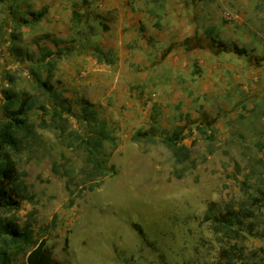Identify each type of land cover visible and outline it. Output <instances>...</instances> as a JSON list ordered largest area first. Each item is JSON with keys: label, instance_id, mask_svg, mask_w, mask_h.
<instances>
[{"label": "rangeland", "instance_id": "obj_1", "mask_svg": "<svg viewBox=\"0 0 264 264\" xmlns=\"http://www.w3.org/2000/svg\"><path fill=\"white\" fill-rule=\"evenodd\" d=\"M208 1L222 5L220 25L239 29L237 20L225 18L227 9L245 20L243 27L256 39L254 44L264 42V0ZM221 30L209 26V32ZM246 47L252 60L263 59ZM253 48L261 52L260 46ZM44 61L40 55L24 54L3 59L15 69L0 67V121L5 118L6 91H28L46 107L29 113L37 137L27 139L13 155L27 199L18 209H0V264L4 252L10 264H25L33 249L17 254L14 242L6 247L10 237L1 225L11 222L21 231H33L34 240L65 264H218L226 238L215 232L211 218L245 209L255 211L256 217L245 221L240 247L245 255L262 251L264 256V201L252 205L253 197L264 192V167L248 146L233 139L238 130L231 123L228 139L193 123L188 106L200 100L206 104L199 89L146 85L154 93L147 99L149 112L144 122L128 127L111 99L103 105L93 101L88 86L56 85V75L47 76ZM230 63L240 65L237 60ZM45 82L54 90L48 91ZM231 87L220 85L216 99L231 104ZM102 131L109 139H101ZM89 152L99 170L87 161Z\"/></svg>", "mask_w": 264, "mask_h": 264}, {"label": "crops", "instance_id": "obj_2", "mask_svg": "<svg viewBox=\"0 0 264 264\" xmlns=\"http://www.w3.org/2000/svg\"><path fill=\"white\" fill-rule=\"evenodd\" d=\"M222 10L208 0H0V67L16 68L3 59L40 55L56 85L88 86L93 101L103 105L111 99L128 127L149 112L154 93L146 85L199 89L206 104L188 106L193 123L223 139L230 137L231 123L238 130L233 139L248 146L263 168L264 42L254 44L242 18L236 31L220 25ZM210 25L222 30L209 32ZM238 44L263 59L235 53ZM236 60L240 65L230 63ZM220 85L233 86L231 104L216 99Z\"/></svg>", "mask_w": 264, "mask_h": 264}, {"label": "trees", "instance_id": "obj_3", "mask_svg": "<svg viewBox=\"0 0 264 264\" xmlns=\"http://www.w3.org/2000/svg\"><path fill=\"white\" fill-rule=\"evenodd\" d=\"M234 51L239 55L247 52L245 49L238 47H235ZM43 86L48 91L54 90L48 82L43 83ZM5 100L6 102L3 106L5 118L0 121V209L13 210L18 209L21 201L27 199L22 186L21 175L16 162L13 160V155L21 151L27 139L37 137L35 126L29 120V113L34 109L46 111V107L39 104L36 97L28 91H23L22 94L6 91ZM83 110L85 114H90L88 106H83ZM93 114L91 113L90 115L93 116ZM99 136L103 140L109 139V136L104 131ZM178 137L176 135V138ZM96 144L101 146L99 140L96 141ZM87 161L95 164L98 170L100 169L101 165L96 163L95 157L91 152L88 153ZM90 190H94V187L91 186ZM261 194L262 197H253V206H257L264 201V192H261ZM255 217L256 213L252 209L228 211L225 214L212 216L215 232L222 233L224 239L226 238L221 248L218 264H246L250 260L255 259V264H264V256L261 255L262 251H251L248 256L245 255L246 249L240 247V243L242 244L246 238L243 233L246 231H241L245 227V221L247 222L248 219L253 220ZM1 229L10 237L5 240L6 247L10 248L11 243L14 242L17 244V254L20 252L27 253L29 248H33L27 254L25 264H65L58 261L54 257L53 251L44 243L38 244L34 240L33 231L30 229L21 231L13 222L7 226L1 225ZM247 230L252 235L254 233V224H250ZM2 260L3 264H10L7 252L3 253Z\"/></svg>", "mask_w": 264, "mask_h": 264}, {"label": "built area", "instance_id": "obj_4", "mask_svg": "<svg viewBox=\"0 0 264 264\" xmlns=\"http://www.w3.org/2000/svg\"><path fill=\"white\" fill-rule=\"evenodd\" d=\"M224 16L228 21H234V20H238L239 17L237 15H234L233 13H231L230 11H224Z\"/></svg>", "mask_w": 264, "mask_h": 264}]
</instances>
